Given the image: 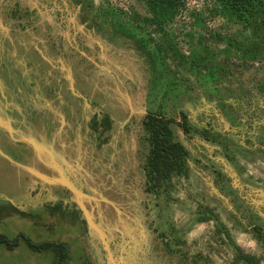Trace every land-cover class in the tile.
<instances>
[{"label": "rangeland", "instance_id": "1", "mask_svg": "<svg viewBox=\"0 0 264 264\" xmlns=\"http://www.w3.org/2000/svg\"><path fill=\"white\" fill-rule=\"evenodd\" d=\"M39 1L48 15L37 20L38 0H0V29L5 30L3 4L11 2L7 20L17 21L11 26L22 33L16 44L0 43V264H56L52 253L33 250L22 236L33 244L64 242L69 251L64 264H224V257L232 256L231 243L264 264V245L251 230L260 218L258 213L264 217V109L233 110L234 118L243 123L238 128L229 126L214 103L175 105L192 122L210 123L216 132L229 133L232 141L249 144L251 149L235 152L234 167L216 145L199 137L185 139L175 126L177 137L192 155L189 178L174 179L171 202L158 206L144 191L141 174L142 115L137 113L143 107L144 72L140 61L128 46L102 40L103 30L80 23L78 6L72 0ZM93 2L133 6L143 12L138 0ZM186 3L188 7L170 27L178 33L184 50L192 45L187 32H195V38L205 32L188 15L190 9H205V4L201 0ZM50 19L54 36L46 39L44 34L51 29L46 27L45 33L44 27ZM207 23L222 33L236 28H227L219 18ZM22 38L30 43V51L22 46ZM259 79L264 80V60L233 79L231 86L245 88ZM62 108L79 128L62 129L64 119L57 114ZM104 116H109L107 129L99 126ZM62 143L69 147L63 149ZM56 160H62L67 169L55 164ZM211 161L226 179L215 181L199 166ZM30 171L52 180L62 178L57 171H67L82 196L47 184ZM78 202L105 235L111 257L102 248L101 231L90 228L86 232ZM48 207L56 209L51 211L54 214L48 213ZM208 209L214 211L222 229L212 220L197 221L198 213Z\"/></svg>", "mask_w": 264, "mask_h": 264}, {"label": "trees", "instance_id": "2", "mask_svg": "<svg viewBox=\"0 0 264 264\" xmlns=\"http://www.w3.org/2000/svg\"><path fill=\"white\" fill-rule=\"evenodd\" d=\"M72 1L86 13H82V20L87 21L88 26L103 30L101 36L111 44L132 48L144 62L148 74L146 104L149 111L141 120L144 191L158 201V206L160 203L169 204L175 188L174 179H186L189 176L188 162L191 157L177 137L174 117L168 115L166 110L171 105L175 112L179 111L175 105L186 101L195 102L198 92L208 100L215 101L217 109L232 127L242 128L243 123L234 118L233 110L238 108L247 113L244 94L248 91L242 85L233 87L231 84L233 79L249 70L254 63L264 60V0H208L210 5H206L203 11H191L188 15L193 25L195 23L205 32L197 34L196 38L195 32L186 33L192 44L188 50L182 48L178 33L170 28L183 12L186 0H138L143 8L142 13L134 7L124 10L108 3L95 5L93 0ZM9 3L3 4L6 8L3 9L1 25L5 30L0 29V43L5 41L7 45L16 44L22 34L18 28L11 26L17 21L7 20ZM38 6L34 7L37 20L41 15H48L46 6L39 0ZM41 8L46 10L42 11ZM216 16L225 20L227 28H239L230 33L208 29L206 18ZM52 25L51 19L45 24V33L46 27L51 29L49 34H44L48 35L44 36L46 39L53 35ZM67 37L71 42V38L64 33V38ZM44 42L47 44L46 40ZM22 46L29 51L32 49L25 40ZM64 48L67 49L65 43ZM258 90L264 98V89L258 86ZM180 118L185 134L218 146L222 157L233 166L235 152L246 153L251 149L249 144L241 145L232 141L233 135L229 133L192 126L183 114H180ZM219 176L222 177L221 174ZM211 219L216 220L217 228H223L210 209L197 215L198 222ZM22 237L33 250L52 253L56 264H64L69 258L64 242L33 244ZM2 239L1 236L0 241ZM256 239L264 245L263 237L256 236ZM230 245L235 253L233 264H261L258 258L243 253L234 243Z\"/></svg>", "mask_w": 264, "mask_h": 264}, {"label": "flooded vegetation", "instance_id": "3", "mask_svg": "<svg viewBox=\"0 0 264 264\" xmlns=\"http://www.w3.org/2000/svg\"><path fill=\"white\" fill-rule=\"evenodd\" d=\"M201 1H203V3L205 4V6L206 5H210V1H205V0H201ZM78 6V5H77ZM133 7V6H132ZM186 7H188L187 6V3H186V1H185V8ZM120 8H122V9H124V10H128L130 7H127V8H123V7H120ZM185 8H184V10H185ZM77 9L79 10L78 11V19H79V22L80 23H86L87 21H83L82 20V18H83V16L86 14L85 12H83L82 11V8H81V6L79 7H77ZM183 10V11H184ZM138 11V10H137ZM191 11H196V12H201V11H203V10H197V9H195V8H193V9H190L189 10V13L191 12ZM140 12V11H139ZM84 15H83V14ZM140 13H142V12H140ZM183 13V12H182ZM181 13V14H182ZM188 13V14H189ZM180 14V15H181ZM179 15V16H180ZM178 16V17H179ZM177 17V18H178ZM176 18V19H177ZM213 18H219V19H221V21H222V23L225 25V20L222 18V17H219V16H216V17H212V18H210V17H207L206 18V25H207V27H208V29H211V30H217L218 28H215L214 26H212V27H210L209 26V24L207 23L209 20H212ZM190 19V18H189ZM207 19H209V20H207ZM239 28V26H236V28ZM102 40H105L106 41V43H109V44H111L109 41H107L106 39H102ZM112 45V44H111ZM122 47H126L127 48V46H122ZM128 50H131V52L133 53V55H135L136 56V58H137V60H139L140 61V63H141V66H142V68H143V72H144V74H143V76H144V79H143V83H144V86H143V88H142V90H143V98H144V103H143V107H144V110H143V114H142V118H141V120L143 119V117L147 114V113H149V111H148V107H147V104H146V99H147V82H148V74H147V71H146V69H145V66H144V62H143V60L139 57V55L132 49V48H130V47H128ZM238 79H239V77H238ZM258 86L259 87H262L263 89H264V80H262V79H259V80H257V81H255V83L253 84V85H251V86H248V87H245V89L248 91L247 92V94L245 93L244 94V100H245V103H246V107H247V112H248V110L252 107H257V108H260L261 109V112L263 111V107H264V98H262L261 97V92L258 90ZM262 91V90H261ZM198 94V99H196V102L197 101H207V102H211V103H214V105H215V101L213 100V101H210V100H208L204 95H200V93H196V95ZM259 103H262L263 104V107H259L258 106V104ZM216 106V105H215ZM142 107V108H143ZM172 109V108H171ZM171 109H169V108H167V114L168 115H171L172 117H173V114H175L176 115V117H174V121H175V125L180 129V131H181V134H182V136H183V138H185V139H191L192 137H195V136H189V135H187V134H185V132L183 131V129H182V127H181V118H180V114H183V115H185V117H186V120H187V122H189L192 126H195V127H202V128H206V129H209L210 128V130H214V128L212 127V125L210 124V123H207V124H205L204 126H201V125H199V124H196V123H194V122H192L190 119H189V116H188V114L182 109V108H180V110L179 111H176L175 113H173L172 112V110ZM178 110V109H177ZM218 110V109H217ZM219 111V110H218ZM179 112H181L180 114H179ZM229 126L230 127H232L230 124H229ZM215 131V130H214ZM182 141V140H181ZM204 141V140H203ZM206 142V144H209V145H211L212 143H209V142H207V141H204V143ZM183 145H184V147L189 151V153H190V157L192 156L191 155V152H190V150L188 149V147H186V145L183 143V142H181ZM212 145H214V144H212ZM218 147V146H217ZM219 148V147H218ZM220 149V148H219ZM223 159L225 160V158L223 157ZM192 160V158L190 159V161ZM189 161V162H190ZM199 161V160H198ZM226 161V160H225ZM188 162V165H190V163ZM217 163V162H216ZM199 164H200V162H199ZM200 167H202V168H206V170H208L210 173H211V175H212V177L215 179V181L216 180H220V179H226L227 177H226V175L221 171V170H219L218 169V166L215 164V161H211L210 163H209V165L207 166V165H199ZM211 168H214V169H211ZM64 169V168H63ZM65 170V169H64ZM219 171V172H218ZM189 173H190V166H189ZM218 173H219V175L221 174L222 175V177H220L219 175H218ZM66 174H67V171H65V173H64V175H65V177L67 178H69V176L67 175L66 176ZM142 174V173H141ZM56 175L58 176V174L56 173ZM57 178V177H56ZM67 178V179H68ZM188 178H189V176H188ZM188 178H186L185 180H187ZM70 179V178H69ZM68 179V180H69ZM142 179L144 180V178H143V175H142ZM53 186H60V184H58V183H56V184H53ZM62 186V185H61ZM63 188H66L65 186H62ZM67 189V188H66ZM50 210V211H49ZM54 210H56V209H52V207H48V213H50V214H54L53 212H54ZM51 211H53V212H51ZM78 211L80 212V213H82V211L81 210H79L78 209ZM237 212H240V211H237ZM212 215L213 216H216L215 215V213H214V211L212 212ZM238 215H239V213H238ZM217 217V216H216ZM258 217H260V218H258L257 219V221H255V223H253V227H252V231H253V236H254V238L256 239V236H260V237H263V239H264V217L263 216H261L259 213H258ZM218 218V217H217ZM84 220V226H85V230H86V232H88V230L90 229V228H88V224H87V222H86V220H85V218L83 219ZM212 220V224L213 225H216L215 224V219H211ZM209 221V220H208ZM219 221V220H218ZM203 223V222H202ZM216 227V226H215ZM214 227V228H215ZM217 228V227H216ZM226 237H229V235H228V233H227V236ZM256 241H257V239H256ZM102 245V244H101ZM102 248H103V245H102ZM104 249V248H103ZM218 254H220V252H217ZM244 253V252H243ZM245 254H247V253H245ZM248 255H251V254H248ZM222 256V255H221ZM251 256H253V255H251ZM255 257V256H254ZM207 259L209 260V261H212L210 258H208L207 257ZM234 259H235V253H234V251H232V256H226V257H224V259H223V263L224 264H230V263H232L233 264V261H234ZM209 261H208V263H209ZM66 262V261H65ZM260 263H261V261H260ZM200 264H203V263H200ZM262 264V263H261Z\"/></svg>", "mask_w": 264, "mask_h": 264}, {"label": "water", "instance_id": "4", "mask_svg": "<svg viewBox=\"0 0 264 264\" xmlns=\"http://www.w3.org/2000/svg\"><path fill=\"white\" fill-rule=\"evenodd\" d=\"M32 175H35L37 176L38 178H40L41 180L45 181L47 184H60L62 186H65L66 188H68L69 190H71L75 195L77 194H80L82 196V193L78 190V188L70 181L68 180L66 177H64V173H59L60 175H62V178H54V180H52V178L50 177H47V176H44L40 173L38 174H34L33 172H31ZM44 177V178H43ZM81 209H82V213L84 214V218L88 224V228H93V229H96V230H100L96 225L95 223L92 221L91 219V216L89 215V213L87 212V210L84 208L83 204L78 202ZM101 231V230H100ZM102 233V237L100 238L101 240V243L103 244V248L106 250V253L111 257V254H110V250H109V247H108V244L105 240V235L103 234V232L101 231Z\"/></svg>", "mask_w": 264, "mask_h": 264}, {"label": "crops", "instance_id": "5", "mask_svg": "<svg viewBox=\"0 0 264 264\" xmlns=\"http://www.w3.org/2000/svg\"><path fill=\"white\" fill-rule=\"evenodd\" d=\"M143 94V93H142ZM128 98V97H127ZM129 99V98H128ZM88 101V100H87ZM143 103H144V98H143ZM143 106V105H142ZM129 109V108H128ZM143 110H144V107L142 108V110H141V113L140 114H138L137 113V115H142L143 114ZM130 111H131V108H130ZM71 113V112H70ZM58 114V116H59V119H60V117L62 118L63 117V119H64V125H62V129L64 130V131H68L69 130V127L71 126V127H74V128H79V126H73V122H74V119H73V116L71 117V119H70V117H69V119H68V116H69V112H67V109L66 110H63V108H62V112L61 113H57ZM59 114H61V115H59ZM66 114H68V116L66 115ZM66 115V116H65ZM95 115V114H94ZM100 114L98 113V116H99ZM110 115H112V114H110ZM133 115V114H132ZM107 117H109V116H107ZM107 117L106 116H104V118L103 119H101L100 120V122H99V126L100 125H105L106 126V129H107V125H108V120H107ZM111 117V116H110ZM138 119V118H137ZM60 121V120H59ZM70 121L72 122V124L70 125ZM86 123V122H85ZM101 123V124H100ZM60 124V123H59ZM69 125V126H68ZM66 129V130H65ZM62 131V130H61ZM62 138V137H61ZM182 139V138H181ZM183 140V139H182ZM56 141H60V140H56ZM56 141L54 142V144H56ZM54 144H53V146H54ZM63 149L64 148H66V147H69V145L68 144H65V143H62L61 145H60ZM53 149H54V147H53ZM123 150H124V147H123ZM54 151L55 152H57V150H55L54 149ZM57 154L58 155H60L62 158H64L62 155H61V153L60 152H57ZM1 155V154H0ZM127 152H126V157H127ZM2 156V155H1ZM65 160H66V158H64ZM67 161V160H66ZM125 161H126V158H125ZM55 164H59L60 166H62V168H64V169H67V167H66V165H64V162H62V160H56V161H53ZM52 162V163H53ZM69 162V161H68ZM53 163V164H54ZM128 165V164H127ZM33 167V166H32ZM124 168V167H123ZM31 172V171H30ZM39 172V171H38ZM57 174L59 175V172L57 171ZM51 178V177H50ZM2 194H4L3 192H2ZM6 195V194H5Z\"/></svg>", "mask_w": 264, "mask_h": 264}]
</instances>
